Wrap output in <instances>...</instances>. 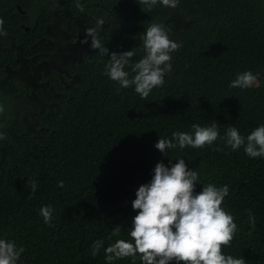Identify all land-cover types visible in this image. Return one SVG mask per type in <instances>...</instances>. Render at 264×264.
Returning a JSON list of instances; mask_svg holds the SVG:
<instances>
[{
  "label": "trees",
  "instance_id": "16d2710c",
  "mask_svg": "<svg viewBox=\"0 0 264 264\" xmlns=\"http://www.w3.org/2000/svg\"><path fill=\"white\" fill-rule=\"evenodd\" d=\"M0 19L8 33L0 36V239L25 249L18 264H108L104 249L132 239L137 188L158 162L177 157L199 172L196 192L208 183L229 187L221 207L238 231L222 253L264 264V157L221 139L170 149L169 157L154 147L159 135L190 133L193 123L216 121L221 136L233 125L245 137L264 124V0H178L150 12L137 0H0ZM100 19L108 56L91 48V37L81 43ZM154 22L181 46L163 86L142 99L104 71L111 52L135 49L131 62H138L140 36ZM245 71L256 82L229 87ZM29 179L37 181L35 193ZM42 206L53 209L51 225L39 215ZM118 225L120 236L109 240Z\"/></svg>",
  "mask_w": 264,
  "mask_h": 264
},
{
  "label": "clouds",
  "instance_id": "9594fccd",
  "mask_svg": "<svg viewBox=\"0 0 264 264\" xmlns=\"http://www.w3.org/2000/svg\"><path fill=\"white\" fill-rule=\"evenodd\" d=\"M137 3L143 12H150L158 3L175 8L178 0H137ZM103 23L100 19L96 27L88 28L81 43H88V37H91V48L98 49L100 55L108 56L109 49L98 35V28ZM3 25V19H0V36H7ZM140 40L144 55L138 62H131L135 49L111 52L104 74L122 88L134 86L135 92L146 99L154 88L163 86L165 75L172 71V53L178 51L181 45L170 38V31L163 23L155 22L142 32ZM126 67H130L134 75L130 77ZM256 79L251 71H245L239 73L229 87L247 89ZM34 88L31 90L33 93L37 90ZM192 129L190 133L175 131L171 138L159 135L154 147L169 157L170 149H199L212 146L221 139L233 151L243 146L250 158L264 157V124L256 127L247 137L233 125H229L221 136L216 121L208 126L193 123ZM5 138V134L0 132V140ZM216 150L223 151L222 148ZM175 160L169 165L158 162L150 181L137 188L136 198L132 201V208L137 214L131 218L128 233L132 239H117L104 249L108 264L124 258H132V264H136L138 254L141 264H246L244 258L223 254L221 250L222 246H230L238 231L234 216L221 207L229 195V187L208 183L203 184L202 191L196 192L199 172L189 169L184 158L177 157ZM27 185L35 193L37 181L29 179ZM58 187H63V181ZM52 213L50 206H42L39 210V215L48 225H51ZM248 222L255 225L251 212ZM120 234L121 226L118 225L108 239ZM104 243L101 239L92 244L93 257L104 248ZM24 251L14 240L0 239V264H18Z\"/></svg>",
  "mask_w": 264,
  "mask_h": 264
}]
</instances>
